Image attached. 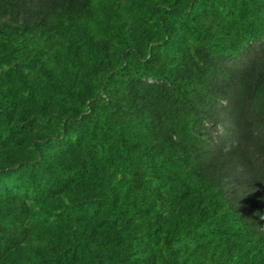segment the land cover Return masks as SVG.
Masks as SVG:
<instances>
[{
  "label": "trees",
  "instance_id": "16d2710c",
  "mask_svg": "<svg viewBox=\"0 0 264 264\" xmlns=\"http://www.w3.org/2000/svg\"><path fill=\"white\" fill-rule=\"evenodd\" d=\"M0 264H264V0H0Z\"/></svg>",
  "mask_w": 264,
  "mask_h": 264
}]
</instances>
